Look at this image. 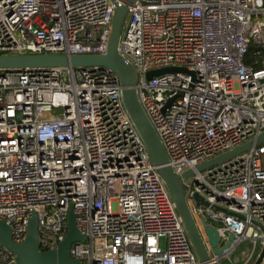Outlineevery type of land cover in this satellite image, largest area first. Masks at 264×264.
I'll use <instances>...</instances> for the list:
<instances>
[{
	"label": "built area",
	"instance_id": "2783aa9c",
	"mask_svg": "<svg viewBox=\"0 0 264 264\" xmlns=\"http://www.w3.org/2000/svg\"><path fill=\"white\" fill-rule=\"evenodd\" d=\"M126 4L118 53L210 262L249 241L244 264H254L264 246V144L197 168L264 134V0H0V56L106 55ZM164 69L179 71L147 79ZM71 205L86 237L71 250L80 264H203L116 74L0 70V221L21 243L36 214L40 248L51 251L68 233ZM205 222L220 248L235 237L222 259ZM0 264H17L1 245Z\"/></svg>",
	"mask_w": 264,
	"mask_h": 264
},
{
	"label": "water",
	"instance_id": "95a60500",
	"mask_svg": "<svg viewBox=\"0 0 264 264\" xmlns=\"http://www.w3.org/2000/svg\"><path fill=\"white\" fill-rule=\"evenodd\" d=\"M135 0H128L133 3ZM129 12V6L122 5L118 8L111 27V35L109 40L108 52L103 56L81 55V56H0V70L5 71H22L32 69H66L74 70H92L95 68L107 69L116 74L120 80L122 87V97L124 106L140 134L153 164L158 168L159 174L164 180L168 191L177 205L178 212L183 219L187 234L193 244L194 251L203 264H212L210 255L204 244L202 235L190 213L185 190L181 185V178L176 176L173 170L168 166V158L166 152L157 136L152 124L145 114L137 95V79L132 67L119 55L118 47L122 37L123 26ZM176 69H164L151 71L147 74V79L152 80L166 73L177 72ZM264 144V134L255 142H249L244 146L227 153L217 159L209 161L197 168L198 172H204L230 158L249 151L254 146ZM194 171L187 172L183 178L194 176ZM199 204L209 206L206 200L196 195ZM213 209L220 210L217 207ZM228 213L226 210H223ZM241 219H245L239 215ZM207 238L212 251L219 259H222L228 250L232 247L235 237L231 235L227 244L220 248L221 239L216 229L204 223ZM86 241L77 227L76 214L71 205L68 212V233L64 240L55 250L42 251L39 244L38 217L33 214L28 221L26 229V238L21 243H15L12 238L11 228L4 222L0 221V245L10 253L16 256L17 264H80L71 258V250L73 245ZM264 263V246L254 264Z\"/></svg>",
	"mask_w": 264,
	"mask_h": 264
},
{
	"label": "rangeland",
	"instance_id": "374dc122",
	"mask_svg": "<svg viewBox=\"0 0 264 264\" xmlns=\"http://www.w3.org/2000/svg\"><path fill=\"white\" fill-rule=\"evenodd\" d=\"M251 248L252 244L249 241H245L229 257L221 260L219 264H244Z\"/></svg>",
	"mask_w": 264,
	"mask_h": 264
},
{
	"label": "trees",
	"instance_id": "16d2710c",
	"mask_svg": "<svg viewBox=\"0 0 264 264\" xmlns=\"http://www.w3.org/2000/svg\"><path fill=\"white\" fill-rule=\"evenodd\" d=\"M248 64L252 63V61L250 60L249 62H247Z\"/></svg>",
	"mask_w": 264,
	"mask_h": 264
}]
</instances>
